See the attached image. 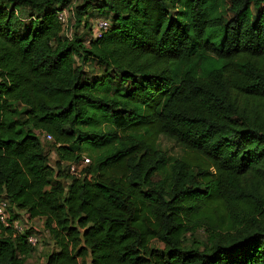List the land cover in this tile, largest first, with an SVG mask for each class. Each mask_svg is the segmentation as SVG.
Returning <instances> with one entry per match:
<instances>
[{
	"label": "trees",
	"instance_id": "trees-1",
	"mask_svg": "<svg viewBox=\"0 0 264 264\" xmlns=\"http://www.w3.org/2000/svg\"><path fill=\"white\" fill-rule=\"evenodd\" d=\"M0 198L45 264H264V0H0Z\"/></svg>",
	"mask_w": 264,
	"mask_h": 264
},
{
	"label": "rangeland",
	"instance_id": "rangeland-1",
	"mask_svg": "<svg viewBox=\"0 0 264 264\" xmlns=\"http://www.w3.org/2000/svg\"><path fill=\"white\" fill-rule=\"evenodd\" d=\"M76 3L80 2L81 0H74ZM98 13V12H94ZM24 18L26 15H22ZM96 18H108L110 19L109 16L106 15V13H99L98 15L95 14L92 18V21ZM24 20H27L25 18ZM90 22V21H89ZM72 30L68 27L65 26L64 33L70 34ZM81 32V29L79 30ZM86 36H88V33H86ZM88 70H91L92 74L95 73L96 69H93L92 67H87ZM158 145L159 148L162 149L164 152L171 156L179 157L183 150L181 146L176 144L174 141L170 140L169 138H166L165 136H161L158 140ZM97 153V150H92V149H85L83 152V155L90 158L92 160V156H94ZM51 162H53L54 155H51ZM13 212V211H12ZM18 219L22 225H24L26 228H33V231L36 233L39 241L38 243L34 246L33 253L27 258L26 264H45L46 261V255L48 252H50L53 249V243L48 235L47 230L44 228L42 224V220L39 218H34V219H29L28 215L24 211H17ZM12 217V216H11ZM186 236L190 238V232L186 233ZM196 237H201L203 236V231L201 229H198L196 233L194 234Z\"/></svg>",
	"mask_w": 264,
	"mask_h": 264
},
{
	"label": "built area",
	"instance_id": "built-area-1",
	"mask_svg": "<svg viewBox=\"0 0 264 264\" xmlns=\"http://www.w3.org/2000/svg\"><path fill=\"white\" fill-rule=\"evenodd\" d=\"M70 14H72V12L69 13L67 10H62L61 12H59V18L65 26H68V19ZM92 23L93 35L96 37H100L109 26V21L105 18H96L92 21ZM46 138L51 139V135L46 134ZM88 162L89 158L83 155L79 162H72L68 165L69 172L77 177L81 176L83 174V168ZM0 223L6 228L14 229L13 235L22 232V224L20 223L18 218L11 217L9 202L4 198H0ZM27 240L32 246H35L38 243V237L36 236L35 232L29 233V235L27 236Z\"/></svg>",
	"mask_w": 264,
	"mask_h": 264
}]
</instances>
